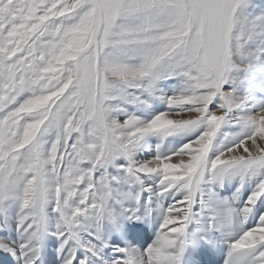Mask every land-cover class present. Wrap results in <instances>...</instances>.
I'll return each mask as SVG.
<instances>
[{
    "label": "rangeland",
    "instance_id": "obj_1",
    "mask_svg": "<svg viewBox=\"0 0 264 264\" xmlns=\"http://www.w3.org/2000/svg\"><path fill=\"white\" fill-rule=\"evenodd\" d=\"M238 1L97 0L102 13L98 44L83 55L78 82L73 81L76 60L88 47L96 23L93 0H0L3 224L17 230L22 224H32L40 233L51 229L48 226L53 225L56 212L60 224L70 228L63 220L65 211L72 217L73 229L76 223V228L91 236L97 253L100 245L105 264H127V256L122 257L125 262L121 256L127 251L135 259V253L120 236L113 238L117 233L113 234L115 229L101 214L103 203L116 225L146 222L154 211L142 192L146 179L152 178L163 193H183L189 203L197 183L199 195L193 212L200 224L209 231V217L214 214L227 218L229 223L222 226L232 231L234 221H242L236 235L242 234L238 239H243L247 222L241 203L246 200L252 207L261 202L264 151L246 156L227 152L245 139L264 137L259 123L237 114L245 100L249 74L264 59V0H241L238 5L231 31V59L219 90L229 19ZM173 78L179 96L171 98L161 91V83ZM82 95H86V103L79 107ZM158 101L183 112L188 109L189 115L167 119L151 113V125L143 127L137 110L143 112ZM147 137L159 139L156 154L161 159L178 153L174 138L190 142L200 137L201 145L187 148L197 154L193 159L166 163L152 172L137 168L130 160ZM233 185L237 198L224 192ZM219 186L223 192L218 191ZM160 209L163 218L167 217L169 210ZM188 215L194 216L191 211ZM21 217L20 224L11 225ZM109 228L112 238L106 233ZM79 230L74 229L75 233H81ZM184 230L182 223V234L171 241L174 244L160 241L143 248V263L159 264L162 249L168 248L166 255L172 264H178L173 258L178 259L174 254L184 245ZM190 230L196 243L189 240V252L179 264L212 261H191L194 249L201 252L208 244L212 250L211 243L224 235L214 226L209 237L202 234V227L200 234ZM139 237L135 240L143 244L146 237L142 241ZM77 238L80 243L81 237ZM150 238L152 242L160 236ZM250 251L254 264H264V241ZM223 252L217 257H225L228 251ZM220 260L213 259L215 264Z\"/></svg>",
    "mask_w": 264,
    "mask_h": 264
},
{
    "label": "bare ground",
    "instance_id": "obj_2",
    "mask_svg": "<svg viewBox=\"0 0 264 264\" xmlns=\"http://www.w3.org/2000/svg\"><path fill=\"white\" fill-rule=\"evenodd\" d=\"M101 23H102V13L99 12L98 24L95 27V32H94L95 35L92 36V40H91L92 43L94 42L95 44H98L97 34L101 28ZM230 29H232V25ZM230 42H231V38H229V40L227 41L228 48L230 47ZM82 57L80 58L79 64L82 61ZM227 62H228V58L226 63L223 64V66L221 67L219 75H222V73L224 75L225 72L224 70L226 69ZM76 68H77V64H76ZM174 81L175 79L167 80L161 83V89H162L161 91L166 93V95H168L171 98L179 96V92L175 90ZM245 87H246L245 100L243 101L239 109L237 108L238 109L237 114H239V116L243 119H252L253 121L259 123L260 127L264 128V59L263 58H261L257 62L256 67L251 70L249 74V80L245 83ZM220 92L222 93V90ZM85 97L86 95L84 96L82 95L80 97L78 102L79 107L83 105L85 101ZM137 111H138L137 114H140L142 116V118L138 117V120L144 124L143 127L151 125L149 121V117L151 116V113L154 114L160 113L163 116H165L167 119H173L179 116L187 117V115H189L190 112L188 109L185 112H183L180 111L178 108L176 109L170 108L164 102L161 101L156 102L154 106H149V108H144L143 112H141L142 110L140 111V109H138ZM194 111L195 110H191V112ZM158 141L159 139H154V138L151 139L148 137L145 140L143 139L138 151L130 159L132 160V162H135L137 168L152 171L151 169L156 170L166 163H173V162L183 163L185 160L189 161L190 158L193 159V157H195V155L197 154L191 153L189 150H187V148L189 147V149L191 150L193 146L201 145L200 137L195 138L190 142L181 141L180 138H176V139L174 138L173 141L177 142L179 146L178 153H175L165 159H161L156 154L157 151L156 145ZM262 151H264V137H262L261 135L241 141L240 144L237 145V147L234 146V149H231L227 153L228 155L231 156H246L250 154H258L259 152ZM58 179L59 181H61L60 180L61 176ZM144 183L146 185L144 196L146 199H149L151 201L154 208L153 209L154 215L152 221L145 223L143 224V226H141V229L144 231L145 234L142 235L143 237L141 236L140 241L144 240L147 235L148 236L143 241V244H140V246L138 245L136 246V244L134 245L133 244L134 242L130 243L129 240L126 237H124V235L119 233L121 241L125 244L129 243L131 250L135 253V259L132 257L131 254L127 253L128 254L126 259L128 261L127 264H144L143 259H141V254L142 252H146V251L142 249L144 247H148L152 245L148 243L151 242L150 237L152 235L158 234L160 236V238H158L157 240L155 239L154 241H152L153 243L160 241H162L163 243H169L177 239L175 237L180 236L181 233L180 228L182 223L187 219V215L189 212L188 209L189 210L193 209L189 201H187L188 204L187 202H185L183 193L179 194L180 193L179 192L176 194L175 193L165 194L163 193V191H161L158 188L157 184H155V181L152 178L146 179ZM232 188L233 187L229 188L230 191H228V195H230ZM194 192H195L194 194L195 198L192 196L193 194L191 196L196 202V198L198 197L197 195H199L197 183L194 185L193 191L191 193ZM191 199L192 198L190 197V201ZM260 201H261L260 203H256L252 207L248 206L246 201L245 204H241L244 207V217H245L244 222H247V226H245L243 239H238V237L242 234L236 235L238 228L237 225H234L236 232L233 231L234 226L232 229L230 228L232 231L231 233H229V235L223 234L222 230H220L225 238L221 239L220 237H218V240L212 242L219 245L221 244V247H224V250L228 249V247L224 243L230 242V244L233 243L236 244L235 248L237 249L235 250L236 253L235 260L233 261L232 264H237L238 262L240 264H254L251 258L249 257L250 253L248 251H250L254 245L264 241V194L262 195ZM103 205L105 211V207H106L105 203H103ZM160 208L169 210V214L167 217L163 218L164 211ZM85 212H86L85 209H82L80 211L81 215H84ZM63 213L74 235L81 237L79 244H77L74 241V239L70 234L68 235V231L66 227L60 224V220L58 219L59 217L57 218L56 212L55 213L53 212V217H54L52 223L53 225L50 224V226H48L51 229L49 230L48 228H45L40 233L38 229H36V227L32 224H22L20 225L19 230H17L15 228L12 229L11 227L4 225L3 222L0 221V264H103L101 257L98 258L96 255L98 253L96 252L95 246L92 245L93 241L91 239V236L87 234H83L82 232L75 233L71 224L72 217L68 215V213H66L65 211ZM104 215L106 217V214ZM210 224L214 225V222L211 221ZM239 227L242 228L241 224ZM112 232L106 231V233L109 235L108 237L112 238ZM202 234L204 235V233ZM188 237L192 243H196V237L194 236L193 231L191 230L188 231ZM163 240H169V241L166 242ZM119 245L123 247L122 246L123 244H119ZM206 245L209 252L208 254L211 255L213 253L212 250H214V248L210 250L209 249L210 245L208 244ZM162 252H163L162 253L163 258L162 257L159 258V264H172L171 260H165L168 258V256L166 255L167 249H162ZM187 254L188 252L186 253V255ZM222 257L223 256H218L215 258L216 261H218L221 258L220 262L217 264H220L221 262L222 263L228 262L227 256L223 257V259ZM209 259H211V257H209ZM210 262L206 261L205 264H208ZM190 264H202V262L200 261L191 262Z\"/></svg>",
    "mask_w": 264,
    "mask_h": 264
},
{
    "label": "water",
    "instance_id": "obj_3",
    "mask_svg": "<svg viewBox=\"0 0 264 264\" xmlns=\"http://www.w3.org/2000/svg\"><path fill=\"white\" fill-rule=\"evenodd\" d=\"M94 4H95V11H96V15L98 16V10H99V5L97 0H93Z\"/></svg>",
    "mask_w": 264,
    "mask_h": 264
}]
</instances>
